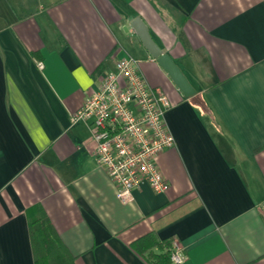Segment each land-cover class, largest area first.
<instances>
[{
    "label": "crops",
    "instance_id": "0c3cea01",
    "mask_svg": "<svg viewBox=\"0 0 264 264\" xmlns=\"http://www.w3.org/2000/svg\"><path fill=\"white\" fill-rule=\"evenodd\" d=\"M141 17L196 89L186 97L131 26ZM125 56L167 96L170 183L123 203L95 156L87 93ZM41 63L43 66H41ZM49 219L73 264H264V0H0V264H36ZM140 250V251H141ZM171 264L172 263L171 261Z\"/></svg>",
    "mask_w": 264,
    "mask_h": 264
},
{
    "label": "built area",
    "instance_id": "2783aa9c",
    "mask_svg": "<svg viewBox=\"0 0 264 264\" xmlns=\"http://www.w3.org/2000/svg\"><path fill=\"white\" fill-rule=\"evenodd\" d=\"M139 65L132 56L119 59L72 116L73 122H90L97 162L114 183L118 199L127 204L144 183L159 193L169 189L158 158L175 145L165 119L169 99L148 84ZM186 259L183 247L173 242L172 263Z\"/></svg>",
    "mask_w": 264,
    "mask_h": 264
},
{
    "label": "trees",
    "instance_id": "16d2710c",
    "mask_svg": "<svg viewBox=\"0 0 264 264\" xmlns=\"http://www.w3.org/2000/svg\"><path fill=\"white\" fill-rule=\"evenodd\" d=\"M31 231L35 248L36 264H73L72 258L66 250L63 242L55 233L50 221L46 217H39L31 223ZM171 240L160 241L156 236L149 234L133 243L136 249L144 256L151 247H159L164 250L161 254L149 251L144 256L151 264H171Z\"/></svg>",
    "mask_w": 264,
    "mask_h": 264
},
{
    "label": "water",
    "instance_id": "95a60500",
    "mask_svg": "<svg viewBox=\"0 0 264 264\" xmlns=\"http://www.w3.org/2000/svg\"><path fill=\"white\" fill-rule=\"evenodd\" d=\"M131 26L135 29L140 37L144 47L157 60L159 65L169 74L171 79L179 87L186 97H192L196 94V89L183 72L182 68L171 57L170 54L163 52L162 48L153 39L149 27L141 17H136L131 22Z\"/></svg>",
    "mask_w": 264,
    "mask_h": 264
}]
</instances>
